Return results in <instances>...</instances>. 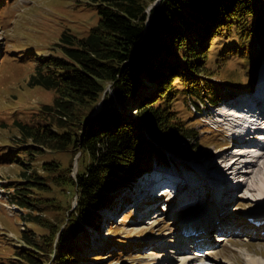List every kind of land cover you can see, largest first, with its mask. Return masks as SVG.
I'll return each mask as SVG.
<instances>
[{"label": "trees", "instance_id": "16d2710c", "mask_svg": "<svg viewBox=\"0 0 264 264\" xmlns=\"http://www.w3.org/2000/svg\"><path fill=\"white\" fill-rule=\"evenodd\" d=\"M90 1L99 14L97 25L82 37L64 32V54L37 60L30 83L57 92L53 104L42 107L43 122H16L22 139L32 141L23 150L31 160H37L33 149L80 153L82 159L76 175L73 162L32 164L12 186L11 201L22 208L45 205L40 193L50 191V183L77 197L72 212L67 207L58 211L57 222L49 220L48 250L34 233L25 237L27 247L16 254L21 264H45L52 249L54 264L73 263L69 245L113 198V190L151 169L156 157L166 161L159 145L177 153L192 140L190 116L184 114L186 107L193 112L190 99L200 100L207 85L210 100H219V86L205 79L211 73L209 53L222 43L216 60L232 59L233 53L258 60L253 47L264 46V0ZM131 104L138 115L124 113ZM39 215L27 214L25 221L42 224L47 218Z\"/></svg>", "mask_w": 264, "mask_h": 264}, {"label": "rangeland", "instance_id": "374dc122", "mask_svg": "<svg viewBox=\"0 0 264 264\" xmlns=\"http://www.w3.org/2000/svg\"><path fill=\"white\" fill-rule=\"evenodd\" d=\"M98 21L99 14L90 0H0V264H21L16 259L18 256L16 254L27 247L25 237L33 236L32 233L36 235L37 241L43 242L45 250H48L50 221L51 224L57 222L58 214L59 216L62 214L58 211H66L69 207L70 212L77 205L75 195L56 187L53 183H50L52 186L50 191L40 193L45 205L22 208L11 201L12 186L22 178V171H28L32 164L40 166L43 162L59 160L67 166L73 162V174L76 175L82 162V159L79 160L80 153L73 156L74 154L69 151H52V149L47 151L33 149L34 153H37L33 155L37 160H31L23 150L32 141L22 139L16 122L20 120L33 124L43 122L41 113L43 105L53 104L57 96L54 90L33 86L30 83L31 76L36 71L38 58L63 55L60 40L64 32L86 36ZM210 41L218 45L220 39L214 38ZM218 46L209 53L207 63L211 66V73H207L210 75H206L205 79L208 83L219 86L217 92L221 102L211 101L208 97L210 92L208 90L211 89L204 85L202 98L198 101L195 99L189 101L193 112L187 110V107L184 110V114L190 116L187 124L191 123L192 126V140L187 139L183 142L185 149L177 153L167 146L159 145L167 153L166 161L156 157L150 170L156 171V168H162L171 171V176L174 178H179L180 174L186 176L185 188L181 190L184 199L180 198L175 205L173 202L177 198L173 201L169 199L171 210L166 211L162 206L160 211L158 202L168 199L166 195L158 192L165 187V184L161 183L158 189L154 190L162 197L158 198L159 196L155 194L150 198L145 196V200L138 208L135 206V201L137 196L141 198L139 192L144 190L141 189L144 187L142 181H145V177L148 179L149 176L157 175L159 172L147 171L141 177L138 176L133 184L129 181L125 182L124 185L113 190L111 193L113 198L99 210L95 220L85 226L86 230H81L73 238V244L69 245V248H71V257L75 258V261L66 264L164 262L171 256L168 254L169 250L178 254L177 250H174L178 243L179 246L184 247L178 240H181V235L186 236L184 233L187 228L191 233L193 230L189 228L190 225L201 222L216 225L210 228V232L206 233L200 242L202 245L210 242V245L206 244V246H213V250H217L215 255L220 260L247 264L248 256L264 255V227L254 226L252 219L255 217H248L252 208L260 205L256 201L264 202V195L253 191L246 193V188L243 186L235 187L228 197L220 191L219 196H224L223 201L227 205L219 210L218 207L221 205L217 207V204L221 202L216 200L217 178L221 176L223 179L224 172L221 168L227 161L223 157L218 160L213 159L219 153L229 157L234 155L237 148L235 145L238 144L233 145L231 130L219 125L218 117L222 115L220 114L222 103L227 102L226 99L243 98L259 86L264 75V46L261 47L257 42L253 47L255 58H260L258 60L233 53L230 55L232 59L222 61L216 60L217 56L222 54L220 50L222 43ZM247 58L251 60L248 62ZM147 81L151 80L147 79ZM155 85L154 82V86L146 91L151 92ZM101 108L98 107V110ZM124 110L125 114L136 116L140 109L131 104ZM238 141L240 139H236V143ZM24 143L26 144L23 145ZM257 150L262 151V149ZM188 153L191 155L189 156ZM194 176L196 180L190 181ZM234 177L236 180L241 176L231 171L226 173L223 181L228 179L231 181ZM260 186L264 189V174ZM220 187L222 188L223 185ZM198 194L200 197L197 196ZM35 196L32 198H36ZM248 196L251 198L248 199ZM60 204L65 207L62 209ZM217 210L220 216L225 215L221 217L223 219L218 218ZM205 213L214 216L208 220V214ZM27 214L32 216L41 214L39 216L47 220L36 225L25 221ZM203 217L206 219L200 220ZM220 222L225 225L221 227ZM185 225L188 227H184ZM62 229L63 227L58 229L56 239L59 238ZM220 235L224 238L216 237ZM193 245L191 246L194 247ZM53 250L55 249L51 252L52 260L45 264L55 263L57 253ZM162 252L166 254L163 255Z\"/></svg>", "mask_w": 264, "mask_h": 264}, {"label": "bare ground", "instance_id": "6f19581e", "mask_svg": "<svg viewBox=\"0 0 264 264\" xmlns=\"http://www.w3.org/2000/svg\"><path fill=\"white\" fill-rule=\"evenodd\" d=\"M264 76H263V82L259 84V94H264ZM237 95V94H236ZM258 97V96H257ZM255 97V94H252L248 97V100L250 104H254L256 101H259V98ZM256 98V99H255ZM227 102L236 103V99H226ZM262 102V101H261ZM130 113V112H128ZM133 113V111H132ZM232 114H227L226 117L231 116ZM223 120V117L222 119ZM235 122L237 123L238 120L236 119ZM234 125V124H233ZM239 144H253L246 146V151H240L243 146H239L235 148V154L232 157H229V155L223 156V153H219L216 155L213 159L218 160L221 157L224 158L227 163L223 165L221 170L225 172H231L239 174L240 178H237L240 182H231L228 180L223 181L221 177L217 178V186H216V200H220L221 203H218L217 206L221 205L222 208H225V201H223L224 196L228 197L233 189L237 186H243V188H246V193L248 191L257 192L260 195H264V189L261 188L260 182L262 181L263 174H264V144H261L258 140H243L238 141ZM264 143V142H262ZM257 149H262V151H258ZM249 152V153H247ZM253 157V158H252ZM213 160V161H214ZM157 172H159L157 175L149 176L148 179L145 177V181H142L144 183V187H141V189H144L143 192H139L141 194V198H136L135 206L138 207L140 203L145 200V196L150 198L153 197L155 194V188L158 189V187L161 185V183H170L179 185L181 188H185L184 186V180L187 178L186 176H181L180 174L179 178H174L171 176V171L164 170L162 168H157ZM191 176V175H190ZM238 177V176H237ZM178 179V180H177ZM196 177L190 178V181H195ZM225 180V178H224ZM202 181V180H201ZM192 183V182H191ZM200 183V182H199ZM177 185V186H178ZM220 185H223L221 188ZM168 187V186H167ZM163 191H167V197L171 198L172 191L169 188L163 187ZM162 189V188H161ZM241 190V189H240ZM263 190V191H262ZM162 191V192H163ZM220 191L224 192V196L220 197ZM242 193V192H241ZM198 197L199 194L197 195ZM251 196H248V199H250ZM148 200V199H147ZM254 201V200H253ZM252 202V201H251ZM262 202V201H261ZM249 203V202H248ZM256 203L260 204L259 206L256 205V207L252 208L248 217H255L258 220L264 219V202L259 203L256 201ZM249 205V204H248ZM139 208V207H138ZM164 208L169 209V207L165 206ZM142 211V210H141ZM208 214V213H206ZM177 216V215H176ZM207 217L211 218L213 216L207 215ZM205 217L201 218L200 220L203 221ZM195 227H192L196 229L197 231H202V234L200 235H194V236H188L190 239H193V242L195 246H201L199 248H194V251H191V248L187 245V248L179 246V243L177 246H175L174 250H177L178 254H175V251H168V254H170V258L168 257L166 261L164 262H158L157 264H207L208 261L210 263L208 264H234V263H228L226 261L220 260L216 255L217 250H213V246H206V244L210 245V242H205L203 245L200 242L203 237H205L206 233L208 234L210 232V228L215 227L216 225L207 224L204 222L201 223H195L193 224ZM223 227V225L221 226ZM188 229V228H187ZM172 235V234H171ZM187 237V236H186ZM217 238H224L222 235L216 236ZM185 238V237H183ZM199 240V243H197ZM180 243H183V239L178 240ZM204 242V241H203ZM187 242H185V245ZM190 244V243H189ZM191 245V244H190ZM200 250V253L199 251ZM165 255L166 253H163ZM200 254V255H199ZM174 257H178V259H174ZM180 257V258H179ZM247 264H264V255H257V256H248Z\"/></svg>", "mask_w": 264, "mask_h": 264}]
</instances>
